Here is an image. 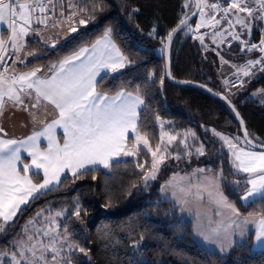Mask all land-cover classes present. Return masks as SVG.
Instances as JSON below:
<instances>
[{
  "label": "trees",
  "instance_id": "trees-1",
  "mask_svg": "<svg viewBox=\"0 0 264 264\" xmlns=\"http://www.w3.org/2000/svg\"><path fill=\"white\" fill-rule=\"evenodd\" d=\"M70 1L71 9L69 5L62 6L74 18L71 29L76 31L64 40L52 37L51 42L60 41L52 48L50 31L61 28L49 26L42 30L44 39L26 42L28 62L23 66L15 64V72L40 69V74L49 75L53 65L81 47L90 48L111 29L113 42L130 63L122 72L104 76L98 84L99 91L116 94L124 90L137 94L139 90L145 100L139 115V133L154 148L161 145V128L173 134L175 141L162 148L168 156L180 158L169 161L158 180L147 184L145 176L151 164L145 150L137 158L112 162L106 169L94 168L77 177L66 175L58 187L22 208L6 231L0 233V257L14 250L13 245L24 236L25 225L38 212L66 209L70 213L60 219L61 229L67 225L69 239L87 253L76 250L73 264H236L238 260L243 264H264V250L253 249L254 233H250L242 246L237 244L226 254L204 248L195 240L192 223L183 221L178 209L164 200L160 191L172 174L204 169V174L216 179L222 174V191L241 215L264 216V201L243 203L241 198L248 190L244 183L247 176L241 172L233 174L231 154L219 138L224 135L245 143L231 110L207 93L167 81L165 42L180 21L188 17L185 0ZM81 19L85 20L84 24L79 23ZM259 23L252 34L253 44L264 39V24ZM190 27L174 41L173 77L202 83L226 95L243 117L249 136L264 145V74L252 75L255 77L247 87L244 84L249 77L244 80L238 76L243 81L242 89L228 94L233 80L231 73L245 62L259 59V50L245 53L244 45L234 42L229 47L223 45L217 53L216 47L212 46L215 49L211 50L203 46ZM225 79L229 90L223 84ZM257 91L263 96L255 97L253 93ZM201 147L203 155L197 153ZM237 181L238 190L233 191L231 185ZM77 203L81 209L79 217L74 215ZM61 234L65 235L62 231Z\"/></svg>",
  "mask_w": 264,
  "mask_h": 264
},
{
  "label": "snow or ice",
  "instance_id": "snow-or-ice-1",
  "mask_svg": "<svg viewBox=\"0 0 264 264\" xmlns=\"http://www.w3.org/2000/svg\"><path fill=\"white\" fill-rule=\"evenodd\" d=\"M223 2L224 0H217L216 3L205 6L222 11L221 19H227L230 28L233 26L232 20L229 19V13L232 10H236V23L242 28L250 30L251 25L247 23V18H242L239 13H247V17L253 20H264V0H255L256 9H253L245 0H230L227 7H222ZM58 4L59 0H47V3H44V0H33L32 3L0 0V22L10 21L9 40L15 51H19L22 47L21 42L32 28L33 19L36 24H43L47 27L52 17L46 13L50 10L55 17ZM59 7V15L63 17V6L59 5ZM69 7L73 6L70 4ZM197 7L201 5L197 4ZM37 12L41 15H36ZM72 15H75V10ZM200 15L203 16L204 13L201 11ZM211 21L215 24L220 23L215 16H212ZM60 22H53L52 27H57ZM79 23L84 24L85 20L81 19ZM186 24V20H181L180 25L169 33L167 39L171 41L173 33L182 30L181 26H186ZM202 26H204L203 23L197 24L196 29ZM71 30L76 31L75 28ZM218 35L222 40L223 33ZM231 35L233 39H239L238 33L233 32ZM110 36L111 29H108L104 32L103 39L97 40L91 48L81 47L79 51L65 58L58 65H53L51 76L38 77L37 72L40 69L20 75H16L13 70L11 77H8L7 70L0 73V116L3 115L8 101L13 107L29 112L34 122L37 119L36 110L44 106L43 101L53 105L58 111V118L47 123L43 131L34 132L25 140L0 139V219L3 221L0 233L6 231V227L10 226L9 221L21 210V205L29 203V198L36 199L39 195L45 194L42 190L52 191L50 186L61 182V174L65 169L70 170L73 177H77L84 171L92 170L88 166L99 164L104 168H109L113 158L121 154L133 155L132 151L125 149V142L128 139L129 130L137 128L139 110L145 104V100L142 99L139 90L136 95L119 91L112 97L97 92V77L101 75L102 70L115 73L130 63L111 42ZM242 43L247 45L246 41ZM261 44L264 45V40ZM4 47L5 42L0 39V50ZM251 47L254 49L257 46L252 45ZM260 50L264 52V48ZM2 59L0 57V61ZM257 64L264 69V57L258 61H248L246 67H254ZM247 74L248 72L245 71V75ZM16 85H19V89L15 87ZM25 98L28 103H25ZM57 126L64 130L62 146L56 142L54 130ZM3 131L4 129L0 127V133ZM41 136L48 140V147L45 151L39 149L38 138ZM245 137H247L246 131ZM220 138L234 157L233 174L237 172L248 174L244 183L250 187L241 198L242 201L251 200L253 203L257 199L264 201V152L244 151L242 148L237 151V145L227 137ZM141 139L143 138L139 135L136 136L137 142ZM170 139L175 140L176 137ZM143 143L147 145L148 140L143 139ZM21 148L28 151L31 157V164H23L22 169L17 167L18 162L22 163ZM197 153L203 155V148L197 149ZM156 155V152H152L154 159L151 168L153 171L145 176V184L148 180L155 179L158 163L162 162L163 158L157 161ZM188 155H191V152H188ZM176 158L179 159L180 156L177 155ZM41 170L43 171V182L33 183L32 176H39ZM198 171L203 172L204 169ZM222 179V174L217 179L204 177L203 186L210 190L209 195L217 205L229 209L238 216V209L229 204L220 192ZM239 183L237 181L231 185L233 191L238 190ZM181 191L190 192L183 188ZM80 211V207L76 206L74 215L79 217ZM62 215L63 213L58 212L55 217L44 216L43 211L38 212L36 217L25 225L24 236L13 245L14 251L10 256L11 264H73V256L77 249L86 255L84 248L70 242L67 225L61 229L57 223V218ZM61 231L65 235L62 236ZM201 235L207 242H221L220 251L223 252L225 249L222 242L228 240L232 234L228 233L227 229L224 230L223 235L220 229H212L210 233ZM240 235L243 238L244 232L241 231ZM256 236L258 241H264V217L260 218L257 223ZM133 247H138V245ZM236 264H243V262L238 260Z\"/></svg>",
  "mask_w": 264,
  "mask_h": 264
},
{
  "label": "crops",
  "instance_id": "crops-1",
  "mask_svg": "<svg viewBox=\"0 0 264 264\" xmlns=\"http://www.w3.org/2000/svg\"><path fill=\"white\" fill-rule=\"evenodd\" d=\"M63 9H64V16L60 17V15H59L60 7L58 5V7L56 9V15H55V17H52V21H51L52 23L56 22V21H61L58 24V26L56 27V29L61 28V30H58L59 32H58L57 36H59L62 40L68 38V35H64V34L68 33L67 29L70 26H72V22L74 21V18H72V16H69L68 15L69 13L67 14L65 7H63ZM9 23H10V21H8V20H6L4 22H0V39H3V41L5 42V45L8 42V45L10 48L9 50L15 56V64L18 66H21L20 64H18V61H21L22 66H23L26 64V62H28V57H26V52H25L26 42L28 40H33L35 38L44 39L43 33H42V30L35 29L32 25V28L29 30L28 35L21 42L22 47L19 49V51H15L12 48L11 41L9 40V36L11 35V29L8 27ZM18 23H20L19 20H18ZM50 27H52V25H50ZM48 29H49V27H48ZM72 33H73V31L71 30L70 34H72ZM251 39H252V36H251L249 42L247 43V45H244V43H242V42L241 43L244 45V47L250 46V45H252ZM250 49H251L250 52L259 50L260 54L263 55L262 57H264V52H262L260 50L261 48H259L258 46L254 49L251 47ZM2 50H0V55H1ZM258 60H260V57L257 60H251V61H258ZM247 63L248 62H245L244 64H242L240 66V68L238 67L239 69L236 68V69H238V71L235 69L236 71L233 72V74H232L234 76L233 79L236 76L241 75V74L236 75L241 69H245V68L249 69L250 68V67H246ZM31 71H34V70H29V71H24V72L17 70V74L20 75V74L28 73ZM37 74L40 75V71L37 72ZM51 75H52V68L49 70V76H51ZM15 87L17 89H19V85H16ZM33 95H34V93H33ZM253 95H255V97H262L263 93L260 91H257L255 93H253ZM5 100L7 101V97H5ZM32 102H34V100ZM25 103H28L27 98H25ZM42 103L44 105L43 107L46 106L48 108L47 105H49V104L46 101H43ZM43 107H41L39 109H42ZM0 127H2L4 129V131L2 133H0V139H7L9 137H11L12 139H15L18 136H21V137L17 138V139H22V137H24L26 134H32L36 129H38L37 126L33 123L31 116L26 111H25V113L22 112L21 108L13 107L12 103L10 101H8V103L6 104L5 111H4L3 115L0 116ZM171 135H173V134H171ZM6 136H8V137L6 138ZM233 144L237 145V149H236L237 151H239V149L242 148L244 151H252V152L260 153L259 151H255L251 148L246 147L245 145L239 143L238 141H234ZM231 158H232V160H234V157L232 155H231ZM236 163H238V162H236ZM198 170L199 169L193 170L191 172H186V173L172 174L161 185V189H160L163 199L171 202L172 205L178 209L180 218L183 221H188V222L192 223L194 235H195L194 236L195 240L200 245H202L204 248H206L209 251L216 252L219 254H226L235 245L244 243L247 240L250 233H254L253 249L255 251H263L264 250V241H258L257 240L256 229H257V223H258L259 219L264 217V216H259V215L244 216V215H241L240 213L238 216H236L229 209L217 205V203H215V200L212 197H210V195H209L210 190L203 186V178L204 177H211V176H208V175L204 174L203 172H199ZM243 174H245L248 178L247 173H243ZM174 176H177L176 177L177 180H180L181 178H188L186 180L191 181V183L193 182V184H195V187H196L195 190H190L189 188H183L186 190H190V192L189 191H183L182 192L181 191V189H182L181 183L182 182L178 181L177 182L178 188L181 187L180 190L178 191V195H181L180 201H177V200L174 201L171 197L167 196V194H166L167 184H168L169 180H171V178ZM211 178H213V177H211ZM213 179H216V178H213ZM199 184H200V187H199ZM249 187H250V185H248V188ZM221 190H222V188H221V183H220V191ZM224 197L226 198L225 195H224ZM227 202L229 204H232L228 200H227ZM250 202H252V201L251 200L248 202L243 201V203H245V204L250 203ZM201 204H206V206H202ZM187 205L191 209L195 210V215H192V214L189 215V212L187 211V209L189 207ZM232 205H234V204H232ZM213 207H214V210H213ZM203 215L205 217H207L205 220L207 225H208V226H205L207 228V233H210L212 229H220L221 234L223 235L224 230L227 229L228 233L232 234V235H230L228 240H225L222 242L223 247L225 249L223 252L220 251L221 242L211 243V242H207L203 239V236L201 235L202 234L201 229L198 228V227L203 225ZM198 219H200V224H199ZM241 231L244 232L243 238L240 235Z\"/></svg>",
  "mask_w": 264,
  "mask_h": 264
},
{
  "label": "rangeland",
  "instance_id": "rangeland-1",
  "mask_svg": "<svg viewBox=\"0 0 264 264\" xmlns=\"http://www.w3.org/2000/svg\"><path fill=\"white\" fill-rule=\"evenodd\" d=\"M227 1H228L227 3L230 2V0H227ZM212 3H216V1L215 0H202V8H201V11L204 13V15L201 16L200 15L201 11H200L198 17L196 18V20L194 21V23L190 27L191 28V33H193L195 35V37L200 41V43L203 46H205L206 48H209V49L212 50V49H215L212 46L216 47L217 49H215V50H217V53H220L221 52L220 48L222 49L223 48L222 47L223 45H226V46L229 47L234 42H238L239 43V42H242V41H246L248 43L249 40H250V38H251V36H252V34H253L254 28L256 26H258V27L260 26L259 25L260 24L259 21L258 20H253L252 18L247 17V13H239V15L242 18H247V23L249 25H251L250 30L249 29H246V28H242L240 24H237L236 23V15H237L236 10H232L229 13V19L232 20L233 26L230 28L229 27V24H228V20L227 19H221L222 15H223L221 13V11L219 12V11L213 10V9L205 6V5L212 4ZM63 4L70 5L72 3H71L70 0H63L62 2H59V5H63ZM251 4L256 5V2H254V3L252 2ZM185 5H187V6H185L187 15H190L193 12V10H194V2H193V0H185ZM71 8L72 7H69V9H71ZM212 16H215L216 20H220V23L219 24H215L214 22H212L211 21ZM201 23H203L204 26L200 27L197 30L196 29V25L197 24H201ZM50 25H51V22H50ZM48 27L43 28V29H40V30L47 29ZM58 32H59L58 30H55L54 32L53 31H50V35L51 36L49 35V46L52 47V48H55L56 46H58V44L60 42L59 40H58L59 42H56V43H55V41L51 42L52 37L55 38V36L58 35ZM67 32L68 33H66L64 35H68V37H69V34L71 33V26L67 29ZM233 32L239 34V39H233V36L231 35V33H233ZM219 33H223V39L222 40H221L220 36L218 35ZM102 39H103V37L101 38V40ZM110 40H111V42L113 44H115L113 42L111 36H110ZM53 45H55V46L53 47ZM9 49L10 48H9V45H8L7 53H9V52L11 53V51ZM3 51H4V49L2 50L1 55H2ZM1 55H0V57H1ZM18 64H21L22 65V62L21 61H18ZM126 66L123 69H119L115 73L111 72L110 70H102L101 71V75L97 77L98 84L100 83V81L102 80V78L104 76H106L108 74L114 75V74H116L118 72H122L123 70H125ZM240 66H239V68H240ZM251 68L252 67H250L249 69L248 68L241 69L236 74V75L241 74L240 77L243 78L244 80L247 77H249V79H248L249 81L244 84V87H247V85H250L251 82L253 81L254 77H255V76H252V74H250V72H249ZM238 69H236V70L238 71ZM231 70H232V68H230L229 72ZM23 71L24 70H21V72H23ZM235 71H233V72H235ZM245 71L248 72L247 75H245ZM232 74L233 73H231V76L234 77ZM257 74H258L257 76L263 75L264 72H259ZM37 76L40 77V78H44V77H48L49 75H42V74L39 75V74H37ZM231 76H229L228 79H230ZM236 77H238V76H236ZM231 82H232V80L230 81V86H229V82H226V79H225V82H223V84H224L225 87L226 86L227 87L229 86V89H231ZM98 84H97V92L98 93L107 95L109 97H112V96H115L116 95V94H106V93H103V92L99 91ZM122 91H124V90H122ZM124 92L130 93V92H127V91H124ZM230 92L232 93V91L229 90V93H228L229 95H231ZM133 95H136V94H133ZM47 106H48V108L45 106L42 109L36 110L37 111V119H36L35 122L33 121V123L37 126L38 129H36L34 132L43 131V128L45 127V125L47 123H51L54 119L58 118V111L54 109V106L51 105V104H49ZM142 109H143V106L139 110V115H140V112L142 111ZM21 111L25 113V111L22 108H21ZM27 113L29 114V112H27ZM31 119H32V117H31ZM138 122H139V119H138ZM138 122H137V126H138ZM54 131H55L56 142L59 143V144H61V146H62L63 145V141H64V130H63V128L60 127V126H57ZM33 133L32 134H26L24 136L25 138L22 137V139H17V138H20L21 136H18L15 139L16 140H25L29 136H32ZM137 135H139L143 139H146L144 136H142L139 133L138 129L136 128L135 130H132V129L129 130L128 139L125 142V149L127 151H132L133 152V155L124 156L123 154H121L120 156L113 158V161L112 162L121 161V160L124 161V160L132 159V158L133 159L134 158H137L139 156L140 151L141 150H145V151H147L149 153V155H150V164H152L153 159H154L153 156H152V152H156L157 155H156L155 159L157 161H160L161 158H163V159H162V162H159L158 163V171H156V177H155V179H150V180L147 181V182H154V181L158 180V178L162 175V173H163L164 169L167 167V164H168L169 161H172V162L176 161V157L168 156L169 153L166 150H163V148H162V146L172 144L175 140H171L170 138L171 137H174V136L171 135L168 132L163 131V128H161V132H160L161 141H162L161 142V145L159 147H157V148H154V147H152L150 145L149 141H148V144L147 145H145L143 143V139H141L139 142H137V140H136V136ZM7 137L8 136H6V138ZM220 137H227V136L219 135V138ZM227 138L232 143L234 142V140H232V138H230V137H227ZM7 139H12V138L9 137ZM223 143H224V141H223ZM242 143H244V142H242ZM38 145H39V149L41 151H45L47 149V147H48V140L46 139V137H44V136L39 137L38 138ZM224 145H225V143H224ZM225 148L228 151H230L227 145H225ZM20 155H21L22 163L21 162H18V164H17V167L18 168H21L22 169L23 168V164H25V163L31 164V157L29 156L28 151H26L23 148H21ZM88 167L91 168V169H94V168H103V169H106V168L103 167V165H99V164L98 165H94V166H88ZM152 171H153V169L151 168L147 172V175H150L152 173ZM68 174L72 175L70 170L65 169V171L61 174V178H60L61 179V182L66 177V175H68ZM29 175L32 176V173L29 172ZM39 176H40L39 179H37V176H32L33 183H42L43 182V178L44 177H43V171L42 170L40 171ZM176 177L177 176H174V177L171 178V180H169V182L167 184V188H166V194H167V196L171 197L174 201L175 200L180 201L181 200V195H178V191L180 190L181 187L178 188V184H177L178 181H181L182 182L181 183L182 184V188H189L190 190H195L196 187H195V184H193V182L191 183V181L186 180L188 178H181L180 180H177ZM60 183L59 184H54V185H52L50 187H52V188L58 187L60 185ZM199 187H200V184H199ZM42 191L47 192L46 190H42ZM220 192H222V194H223V191L222 190ZM32 200H33L32 198H29V203ZM27 205H21V210H22V208H24ZM201 205L202 206H206V204H201ZM76 206H80V205L77 203ZM213 210H214V207H213ZM187 211L189 212V215H191V214L192 215H195V210L191 209L190 207L187 209ZM19 212L17 213V215L19 214ZM56 213H58V212H54V211L48 209L47 212H43V215L44 216L51 215V216L55 217V214ZM59 213H63V215L61 217H58L57 218V223L60 225V219L65 218L70 213V211L69 210L67 211L65 209V210L59 211ZM17 215L11 221H13L17 217ZM206 218L207 217H205L203 215V225L200 226V227H198L199 229H201V232L202 233H207V228L205 227V226H208L207 223H206V221H205ZM11 221H9V222H11ZM198 221H199V224H200V219H198ZM1 223H3L2 219H0V226H1ZM70 242L73 243L71 240H70ZM73 244H75V243H73ZM12 252L4 253V254H7V255L2 254L1 257H0V264H11L10 256H11V253Z\"/></svg>",
  "mask_w": 264,
  "mask_h": 264
},
{
  "label": "water",
  "instance_id": "water-1",
  "mask_svg": "<svg viewBox=\"0 0 264 264\" xmlns=\"http://www.w3.org/2000/svg\"><path fill=\"white\" fill-rule=\"evenodd\" d=\"M193 2H194L193 12L190 15H188V17L186 19H184L187 21L186 26H181L182 30H178L175 33H173L171 41L166 39V42H165L164 58H165L167 81L174 86L190 87V88L202 91L204 93H207L210 96L223 101L227 105V107L231 110L233 115L235 116V118H236V120L240 126L241 135H242V138H243V141L245 142V144L255 151L264 152V145L253 140L249 136L243 117L241 116L240 112L237 110V108L234 106V104L231 102V100L226 95H224L222 93H218V92L212 90L211 88H209L208 86H206L202 83L176 79L172 75L171 52H172V47H173L174 41L180 32H182L183 30H185L186 28H188L192 25V23L198 17V15L201 11V8H202V1L201 0H193ZM197 4H200L201 7L198 8ZM194 13H195V15H194ZM245 131L247 132V137H245Z\"/></svg>",
  "mask_w": 264,
  "mask_h": 264
},
{
  "label": "built area",
  "instance_id": "built-area-1",
  "mask_svg": "<svg viewBox=\"0 0 264 264\" xmlns=\"http://www.w3.org/2000/svg\"><path fill=\"white\" fill-rule=\"evenodd\" d=\"M62 1L63 0H59V2H62ZM215 1L217 2V0H215ZM5 2H7V0H5ZM32 2H33V0H19V3H32ZM227 2H228L227 0H224V2L222 4V7H227L228 6ZM245 2L248 3L253 9H256L257 6L251 4L252 2L254 3L255 0H245ZM44 3H47V0H44ZM221 13L223 14L222 11H221ZM256 14L258 15L259 13L257 12ZM36 15H41V14L39 12H37ZM46 15H48L49 17H53V14H52V12L50 10L46 13ZM51 20L52 19H50L48 26L50 25ZM258 21L264 24V20H258ZM32 25H33L34 28H37V29L46 28V26L43 25V24H36L35 19H33ZM262 40H264V39H262ZM261 41H259L258 43L254 44V45H256V46H258L260 48H264V45L261 44ZM252 45H253V43H252ZM252 45L245 46L243 48V51L246 52V53L250 52L249 49L251 48ZM7 48H8V42L6 43L4 51H3L2 55H1V57L3 59H2V61H0V73H4L7 70L8 77H11L13 75V70H14L15 56L12 53H10V52L7 53ZM261 57H260V59H261ZM263 71H264V69H261L260 65L257 64L254 67H252L249 72H250V74L255 75V74H257L259 72H263ZM15 74L17 75L16 72H15ZM9 83H10V81H9ZM242 87H243L242 79L240 77H235L232 80V82H231V91H232V93L239 92L242 89Z\"/></svg>",
  "mask_w": 264,
  "mask_h": 264
}]
</instances>
